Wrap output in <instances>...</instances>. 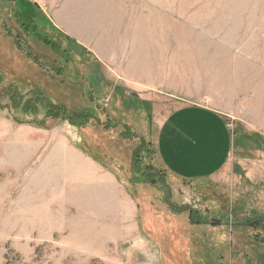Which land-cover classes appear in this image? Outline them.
I'll list each match as a JSON object with an SVG mask.
<instances>
[{
    "label": "rangeland",
    "instance_id": "1",
    "mask_svg": "<svg viewBox=\"0 0 264 264\" xmlns=\"http://www.w3.org/2000/svg\"><path fill=\"white\" fill-rule=\"evenodd\" d=\"M15 1L0 0V264H264V0H38L67 37L36 17L44 43ZM186 106L222 114L236 144L211 180L157 157L151 119ZM139 139L165 187L131 169Z\"/></svg>",
    "mask_w": 264,
    "mask_h": 264
},
{
    "label": "crops",
    "instance_id": "2",
    "mask_svg": "<svg viewBox=\"0 0 264 264\" xmlns=\"http://www.w3.org/2000/svg\"><path fill=\"white\" fill-rule=\"evenodd\" d=\"M10 2L15 4L16 1ZM32 9L27 16L19 15L18 23L23 29L27 27L23 20L29 21L32 29H35L33 34L24 32L25 34L42 35L38 30L39 23L34 20L41 17L46 23L45 29H51L55 36L67 38L61 30L64 28L59 19L49 17L44 8H38L34 4ZM152 121L157 124L153 141L157 157L168 174L178 181L191 182L200 178L211 180L217 177L228 163L229 148L236 145L232 144L229 135L231 130L227 129L223 115L206 107H181L170 112L160 123L155 119H151ZM151 122L148 124L150 128Z\"/></svg>",
    "mask_w": 264,
    "mask_h": 264
},
{
    "label": "trees",
    "instance_id": "3",
    "mask_svg": "<svg viewBox=\"0 0 264 264\" xmlns=\"http://www.w3.org/2000/svg\"><path fill=\"white\" fill-rule=\"evenodd\" d=\"M23 31H24V29H22ZM25 32V31H24ZM37 40H39L40 42H42V43H44L45 41H44V36H42V35H40V34H35V35H33ZM16 44L18 45V46H20L19 44H21V42L20 41H17L16 42ZM21 47V46H20ZM57 52V51H56ZM28 57V59H30L31 57H29V56H27ZM36 90H38V89H35V91ZM36 92H39V91H36ZM40 93V92H39ZM41 94V96L42 97H44L45 98V96H44V94H42V93H40ZM45 99H47V98H45ZM84 113H86V112H82L79 116H77L76 118H74L75 119V121H78L77 122V125H78V127L80 128V130L81 129H83L86 125H87V123L89 122V117L86 115V114H84ZM81 132L84 134V138H85V140L88 138V135H89V138L88 139H90V141H91V138L93 139V143H95V141H96V139H97V137H95V136H93L94 135V132H92V131H90V130H88L87 131V133L88 134H85V132H83V130H81ZM139 144L132 150V152H131V160H130V166H131V169H134L135 170V172L140 176V177H142V179H144V181H145V183L146 184H149V185H154V184H161L160 186H162V187H165V182H163L162 181V177L161 176H159L158 177V181L157 182H155V180L154 179H152V177H154V173H152L151 171H150V169H151V166L150 165H143V166H141L140 167V162H139V158H140V156H141V154L143 153V150H144V148H146V147H148L150 144L149 143H146V142H144L142 139H139ZM116 155V154H115ZM163 189V188H162ZM167 197V196H166ZM165 197V199H167ZM167 201V200H166ZM165 201V202H166ZM259 264V263H258Z\"/></svg>",
    "mask_w": 264,
    "mask_h": 264
},
{
    "label": "built area",
    "instance_id": "4",
    "mask_svg": "<svg viewBox=\"0 0 264 264\" xmlns=\"http://www.w3.org/2000/svg\"><path fill=\"white\" fill-rule=\"evenodd\" d=\"M29 1H30L32 4L34 3V4H37V5H40L38 0H29Z\"/></svg>",
    "mask_w": 264,
    "mask_h": 264
}]
</instances>
